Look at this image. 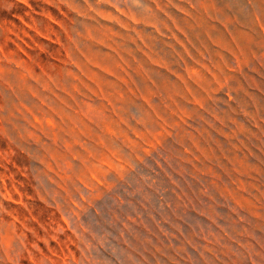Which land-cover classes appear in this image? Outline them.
Instances as JSON below:
<instances>
[{
  "label": "rangeland",
  "instance_id": "rangeland-1",
  "mask_svg": "<svg viewBox=\"0 0 264 264\" xmlns=\"http://www.w3.org/2000/svg\"><path fill=\"white\" fill-rule=\"evenodd\" d=\"M0 264H264V0H0Z\"/></svg>",
  "mask_w": 264,
  "mask_h": 264
}]
</instances>
